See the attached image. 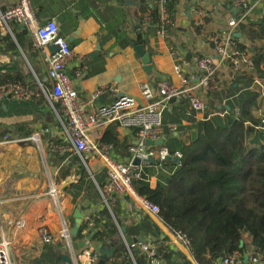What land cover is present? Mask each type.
Masks as SVG:
<instances>
[{
	"label": "crops",
	"instance_id": "crops-1",
	"mask_svg": "<svg viewBox=\"0 0 264 264\" xmlns=\"http://www.w3.org/2000/svg\"><path fill=\"white\" fill-rule=\"evenodd\" d=\"M18 1L0 0V11L17 4ZM225 2L226 0H179L175 7L176 39L175 36H169V40H176L180 42L178 46L189 49L191 58L183 55L181 47L179 48L181 67L195 80L200 73L192 63L193 54L215 58L214 48L208 44V38L223 33L229 20L239 15L238 10L237 14H233L227 8H234L233 0L227 6ZM29 3L35 18L32 29L11 24V34L0 33L1 82H14L10 78L15 75L22 79L25 87L14 83L33 94L28 99L5 98L0 101V243H9L12 264H30L39 259H43L45 264H61V255L70 258L65 245L62 244L60 250L51 252L44 243L45 236L49 235L53 240L50 245L55 246L61 242L63 227L68 228L69 232L75 227L76 211L82 214V221H86L99 209L106 208L98 191L105 184L106 175L103 159L97 152L92 151L86 158V166L78 157L88 176L83 179V186L80 185L81 178L73 175V169L69 170L70 175L67 178L60 177L61 170L70 166L72 158L77 156L69 149L63 136L62 123L54 113L53 107L58 111V106L51 104L46 96L51 91L47 60L50 53L48 48L46 51L34 48L32 31L50 21L56 23L59 36L66 40L72 52L66 73L73 88L81 96L96 90H105L95 102L97 105L110 104L119 96L134 98L139 105H144L146 102L139 89L143 82L156 76L179 86L180 79L174 72L175 59L169 51L166 38L157 34L155 23L151 22L155 0H29ZM263 3L264 1L261 7L253 11L252 18L242 24L256 23L259 18H263ZM195 6L205 12L201 35L195 34L191 26L194 20L192 9ZM187 12L191 14L190 20L187 19ZM148 16L149 25L144 31L142 21ZM238 27L235 35L238 34ZM17 34L23 44L22 48L16 41ZM138 36L143 38L145 45L138 44ZM242 39L240 40L243 41ZM247 42L244 40L248 46ZM140 46L144 47L150 57V73L144 70L142 59L135 51ZM217 79L218 89L212 96L216 101L202 93L209 105L211 119L214 120L224 119L225 116L221 117L223 111L220 110L223 104L231 103L236 107L239 98L245 96L242 99L244 101L250 94L255 93L249 88L234 92L229 90L224 71L218 74ZM33 84L36 85L35 90L31 88ZM42 88L45 94L42 93ZM256 95L257 108L253 110V115L262 119L264 98ZM162 116L163 146L169 152L173 151V155L179 153L180 145H189L193 141L200 123L203 122L202 115L190 111L186 102H171ZM106 133L117 144L125 143L128 152V148L136 142L135 131L112 124L88 135L89 144L100 146L102 151L110 146L109 153L112 158L125 161L128 156L116 152L113 145L102 142ZM177 164L174 156L163 163L149 161L140 164L136 170L140 174L137 180H144L151 189L157 185H166ZM90 184V190L96 193L95 203L91 200V194L85 191ZM114 211L122 226L138 224L139 214L148 217L154 236L144 233V243L141 244H150L153 249L157 243L168 245L175 255L183 256L191 264L195 263L188 251L171 245V234L160 219L138 210L128 198H115L109 211L115 222ZM120 229L122 228H118V236L114 239L120 237L127 248L126 238L121 235ZM140 238L141 235L137 240ZM86 244L84 248H88L91 253L96 250V246L90 242ZM102 246L108 247L101 245L99 249ZM250 249L251 246L248 245L247 250ZM96 255L98 256V252ZM70 259L71 264H87L85 259Z\"/></svg>",
	"mask_w": 264,
	"mask_h": 264
},
{
	"label": "trees",
	"instance_id": "trees-1",
	"mask_svg": "<svg viewBox=\"0 0 264 264\" xmlns=\"http://www.w3.org/2000/svg\"><path fill=\"white\" fill-rule=\"evenodd\" d=\"M231 1L226 0L225 5H230ZM178 2L179 0H169L166 6L173 20ZM151 22H158L156 3L151 11ZM192 28L195 34L201 35L204 27ZM237 32L243 37L236 39L237 48L252 53L257 76L264 79L263 18H259L256 23L240 24ZM169 36H175L176 39L174 28L166 30L165 38L169 47L176 51H180L181 47V52L187 58L192 57L184 47L178 46L180 42L170 41ZM138 37V44L145 45L143 38ZM244 40L249 42L248 46ZM16 41L22 48L18 34ZM11 48L14 50V47ZM10 81L25 87L20 77L14 75ZM2 83L0 77V84ZM251 83V78L237 76L228 83V88L233 92L238 89L246 90ZM35 86L33 84L31 88L35 90ZM217 89L207 92L206 96L212 97ZM257 97L254 93L244 101L240 100L242 97L239 100L236 98V107L231 103L222 105L220 110L227 112V116L219 119V123H215L214 119L201 122L193 141L189 145H180L178 152L181 159L166 185H157L151 189L142 179L133 182L139 196L158 206V218L163 225L171 232L183 236L196 264H210L234 252L244 254L248 251V245L260 258V262H264V130L256 129L262 127L261 119L253 115V110L257 108ZM207 114L211 113L207 110ZM102 142L113 145L116 152L125 157L129 156L126 152L127 145L117 144L108 133ZM169 153L173 156L174 152ZM73 165L75 168H71ZM71 169H75L76 175L81 178L80 185L83 186V179L88 176L78 157H73L71 165L61 170L60 177L67 178ZM90 188L92 189L91 184L85 191L91 194V200L95 203L96 193ZM113 216L115 222L105 207L99 209L92 217L82 221L74 240L80 242L93 233L90 244L96 246L93 252L95 255L101 245L111 243L113 253L107 264H132L121 238L114 239L118 236V228L124 229V238L137 240L142 233L153 237L151 221L139 214L138 224L122 226L115 211ZM47 245V249L52 252L60 250L62 242L55 246ZM154 251L155 257L163 264H191L183 256L175 255L168 245L157 243ZM132 257L136 264H146L139 251L132 250ZM42 261L43 259H39L30 264H45Z\"/></svg>",
	"mask_w": 264,
	"mask_h": 264
},
{
	"label": "built area",
	"instance_id": "built-area-1",
	"mask_svg": "<svg viewBox=\"0 0 264 264\" xmlns=\"http://www.w3.org/2000/svg\"><path fill=\"white\" fill-rule=\"evenodd\" d=\"M168 1L157 0L156 2L158 22L155 24V28L161 38H165L166 30L174 28L175 25L167 11ZM263 1L233 0V7L239 11L238 17L229 20L223 33L211 35L207 41L214 48L215 58L193 54L192 63L195 65L196 71L200 73L197 80L189 77L181 67L179 51L169 48L175 59L174 72L180 79V85L175 86L166 79L156 76L143 82L139 89L146 102L144 105H139L134 98L128 96L118 97L107 105H97L95 102L105 92L103 89L84 96L79 95L66 73L67 65L72 59V52L66 40L59 36L56 23L50 21L32 31L35 49L46 51L49 45L58 47L57 52L52 55L48 54L47 57L51 91L46 96L51 104L58 106L59 112L53 107L54 113L62 123L63 136L72 153L79 157L84 166L87 164V156L92 151L97 152L103 159L106 182L98 191L109 211L116 197H125L131 200L138 210L159 220L158 206L139 196L134 189L133 182L139 178L140 174H137L136 170L140 164H146L150 160L163 163L171 157L166 147L147 146L146 144L147 141L163 140L162 114L171 101L186 102L190 111L202 115L203 121L211 119V114H207L208 107L202 93L206 94L217 88L218 74L223 71L229 83L237 76L251 78L252 83L249 89L264 98V80L257 76L252 60L253 55L251 52L240 51L237 48L235 35V29L252 18L253 11L261 7ZM192 15L194 20L191 26H204L205 12L200 7L195 6L192 9ZM149 20L148 16L142 21L144 31L148 28ZM34 22L35 18L29 0H19L17 4L0 11V33L2 34H11V24L32 29ZM185 50L189 52V49ZM42 93L45 94L43 88ZM32 95L17 83L0 84V101L5 98L28 99ZM235 110L238 112V109ZM221 115L224 117L227 112L223 111ZM112 124L122 129L133 130L136 133V142L128 148L129 156L122 162L112 158L109 153L110 146L105 147L107 151L105 149L102 151L100 146L91 145L88 141V135L92 131ZM261 124L262 127H257V130H264V118L261 119ZM173 156L177 161L181 159L179 153ZM135 160L139 161V166L134 165ZM169 232L171 245L182 247L189 252L188 244L183 236L170 230ZM60 240L65 245L70 258L85 259L87 264L97 262V255L91 253L88 248L82 249L79 254L75 252L68 228L63 227ZM52 242V238L46 235L44 243ZM8 248V242L0 243V264H12ZM127 249L132 264H136L132 257V250L139 251L146 264H161V261L155 257V251L150 244L127 246ZM245 256H248L247 264H264V262H260V258L253 253L252 249L244 254L234 252L210 264H245Z\"/></svg>",
	"mask_w": 264,
	"mask_h": 264
},
{
	"label": "water",
	"instance_id": "water-1",
	"mask_svg": "<svg viewBox=\"0 0 264 264\" xmlns=\"http://www.w3.org/2000/svg\"><path fill=\"white\" fill-rule=\"evenodd\" d=\"M227 8L231 11V13L237 14V9L236 8H230V6H227ZM186 15H187V19L190 20L191 19L190 12H187ZM263 20H264V17H263ZM20 28H24V26L21 25ZM236 37L237 38H240L241 36H240V34H237ZM98 49H99V47H98ZM48 51L52 55V54H54L55 52L58 51V47L57 46L49 45L48 46ZM135 51H136L137 55L140 56L141 59H142V63H143V66H144V70L146 72L150 73L151 70H152V66L150 64V57L145 52L144 47H141V46L140 47H137V48H135ZM119 97H121V96H119ZM146 144H147V146H152V145L163 146L164 142H163L162 139H160V140H157V141H154V142L147 141ZM150 162H152V160H150ZM177 163H178V161H177ZM134 165L138 166L139 165V161L138 160H135L134 161ZM64 191H65V189H64ZM82 217L83 216H82L81 213H79L78 211L75 212L74 218H75V224L76 225H75V227H73L70 230V235L72 237V240L74 241V243H73V249L75 251H78V250H81L82 248H84L85 244L86 243H89L90 240H91V238L93 237V234H91L84 241L77 242V243L75 242L74 237L77 234L78 226L81 224ZM120 231H121V235L123 236L124 229H120ZM144 237H145V234L143 233V234H141V238L139 240H132V239L126 238L125 239L126 240L125 242H126L127 246L130 247V246L136 245L137 243L138 244L144 243L143 242V238ZM110 244L111 243H109L107 245L108 247L102 246L99 249L98 256H97L98 257L97 264H107L108 258L111 257L112 256V253H113L112 247L110 246ZM60 259H61V264H71V259L68 256H66V255H61L60 256ZM247 261H248V256H245V258H244L245 264H247Z\"/></svg>",
	"mask_w": 264,
	"mask_h": 264
},
{
	"label": "rangeland",
	"instance_id": "rangeland-1",
	"mask_svg": "<svg viewBox=\"0 0 264 264\" xmlns=\"http://www.w3.org/2000/svg\"><path fill=\"white\" fill-rule=\"evenodd\" d=\"M210 98H211V99H214L213 97H210ZM244 98H245V96H243L240 100L242 101V99H244ZM213 101H216V100L214 99ZM214 122H215V123H219V120H218L217 118H215ZM82 166H83V165H82ZM83 167H84V166H83ZM84 168H85V167H84ZM85 170H86V169H85ZM72 173H73V175H75V176L78 177V175H76L77 173H76L75 169H73ZM77 177H75V178H77Z\"/></svg>",
	"mask_w": 264,
	"mask_h": 264
},
{
	"label": "bare ground",
	"instance_id": "bare-ground-1",
	"mask_svg": "<svg viewBox=\"0 0 264 264\" xmlns=\"http://www.w3.org/2000/svg\"><path fill=\"white\" fill-rule=\"evenodd\" d=\"M181 249H183V250H184V248H182V247H181ZM184 251H185V250H184Z\"/></svg>",
	"mask_w": 264,
	"mask_h": 264
}]
</instances>
